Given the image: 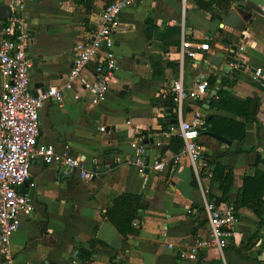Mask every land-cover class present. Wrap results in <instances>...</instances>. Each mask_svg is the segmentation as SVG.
<instances>
[{
    "label": "crops",
    "instance_id": "obj_1",
    "mask_svg": "<svg viewBox=\"0 0 264 264\" xmlns=\"http://www.w3.org/2000/svg\"><path fill=\"white\" fill-rule=\"evenodd\" d=\"M109 1L25 0L32 93L63 84L72 65L74 45L88 37ZM197 1L138 0L126 6L118 16L114 34L119 68L106 100L101 104L85 97L74 100L75 90L64 89L60 103L44 101L39 110L37 145L83 156L92 177L85 181L76 170L63 171V163L45 164L37 156L23 193L34 210L19 216V228L10 239L15 264H82L79 254L84 250L92 253L89 264H264V223L259 226L246 207L237 211L232 238L221 254L206 249L195 259L186 256L198 239L208 235L209 227L189 160L183 156L178 163H171L183 144L171 100L175 80L181 77L185 88L204 81L208 90L219 83L215 96L209 98L207 90L206 95L184 102V119L197 111L205 119L217 116L218 129L232 136L241 132L234 121L244 123L243 139L231 140L214 133L211 123L205 124L198 138L207 160L232 171L229 204L235 202L244 176H253L256 170L264 173V162L256 163L258 155L264 161V92L252 86V71L220 77L207 63L214 53L227 50L224 43L229 50L240 44L237 56L251 70H264V16L252 12L253 22L244 28L235 23L224 26L216 16H224L225 9V13H231L232 4L238 0L209 9L200 8ZM237 16L241 21L249 19ZM175 26L180 27V35L168 34L164 44L161 34ZM182 39L195 50L194 59L180 58ZM205 42L208 51L198 49L196 44ZM152 61L159 64L155 67L157 76H153ZM93 66L91 62L90 70ZM2 81L0 75V95ZM76 92L82 93L78 88ZM247 98L251 100V118L245 120L238 101ZM219 99L223 101L221 106L216 103ZM142 131L147 134L138 136ZM144 138L153 139L148 155ZM136 142L143 145L148 161H169L166 168L138 174V156L132 146ZM209 177V173L201 177L202 185L215 191L217 182ZM122 193L139 195L146 206L138 210L134 220L137 233L125 237L103 215ZM92 239L100 243L90 246Z\"/></svg>",
    "mask_w": 264,
    "mask_h": 264
},
{
    "label": "built area",
    "instance_id": "obj_2",
    "mask_svg": "<svg viewBox=\"0 0 264 264\" xmlns=\"http://www.w3.org/2000/svg\"><path fill=\"white\" fill-rule=\"evenodd\" d=\"M3 1L9 7L10 15L5 19L0 18V75L3 78L0 95V253L3 264H15L10 239L19 228V216L31 214L34 210L33 204L18 190V186L29 180L30 167L37 156L45 164L63 163L70 171H78L85 181L92 177L83 156L57 153L51 145H37L40 134L39 110L47 99L60 103L64 89L75 90L74 100L85 97L93 104H101L106 100L110 83L119 68L118 56L114 51L118 16L123 8L138 0H110L106 3L95 28L84 41L74 45L72 65L63 84L39 90L35 95L30 89L32 63L28 56L30 40L25 25V0ZM0 4H3L2 0ZM196 46L208 51L209 44L198 43ZM195 54V50L189 49L188 43L182 39L180 58L194 59ZM91 62H94L92 70L89 67ZM262 72V67H255L252 79L257 80ZM77 88L82 93L76 92ZM207 90L208 86L204 81H198L192 88H185L181 77L171 85L178 114V136L183 142L180 151L172 156L171 163H178L183 156L189 160L196 186L203 197L209 227L208 235L198 239L186 254L188 259H195L201 250L206 249H215L221 254L232 238L238 220L233 205L217 206L208 201V188L202 185L200 170L206 164L198 138L206 124L205 116L199 111L194 112L189 119H184L181 115L185 101L198 99L206 95ZM132 146L138 156L135 162L140 175L150 170L163 171L169 163L160 159L150 162L144 156V148L140 142Z\"/></svg>",
    "mask_w": 264,
    "mask_h": 264
},
{
    "label": "trees",
    "instance_id": "obj_3",
    "mask_svg": "<svg viewBox=\"0 0 264 264\" xmlns=\"http://www.w3.org/2000/svg\"><path fill=\"white\" fill-rule=\"evenodd\" d=\"M222 3L230 4V0H209L202 1L198 0L197 5L200 8L209 9L211 6L219 7ZM168 34L170 35H180V27L175 26L168 28L161 34V39L164 44H166V39ZM158 63L152 61L151 67L153 70V76H157L155 67L158 66ZM209 84L213 85L214 79L210 78ZM221 98V97H220ZM171 100L173 101V96H171ZM250 99L247 98L242 101H238V103L242 106V114L245 120L251 118L249 113V103ZM218 106L223 103L221 99L217 102ZM175 104V103H174ZM245 107V108H244ZM219 117L212 116L210 119L206 118V124L211 123L210 130L214 133L220 135H226L231 140L233 138L243 139L245 137L244 134V123L236 120L234 121L235 127H240L241 132L237 135H228L221 132L218 129L217 123ZM147 134V132L142 131L138 136L143 137ZM182 141V140H181ZM183 144H181L182 147ZM181 149V148H180ZM202 158L205 162V166H203L200 170V176L202 178L206 177L208 173L210 174L211 181L217 182V187L215 191L209 186L207 193V200L214 203L215 205H225L229 204L228 191L232 185V171L227 169L225 166L217 163L214 160H207L205 156L202 155ZM264 162L262 158L258 155L256 158V163ZM214 165V166H213ZM195 182V178H194ZM196 184V182H195ZM264 173L256 170L253 176H244L242 185L239 189V193L235 202L232 204L236 215L237 211L240 208L246 207L251 210V212L258 219V225L261 226L264 223ZM146 206L141 202V197L139 195L131 194V193H122L116 196L112 202V205L108 207V209L104 212L105 218L116 228V230L122 235L127 236L129 234H136L137 229L133 227L134 220L137 218L138 210L144 209ZM90 246H93L95 243H100L96 240H90ZM125 248V245H124ZM203 254H200V257ZM79 258L82 261V264H89L92 260V253L88 250H84L79 254Z\"/></svg>",
    "mask_w": 264,
    "mask_h": 264
},
{
    "label": "water",
    "instance_id": "obj_4",
    "mask_svg": "<svg viewBox=\"0 0 264 264\" xmlns=\"http://www.w3.org/2000/svg\"><path fill=\"white\" fill-rule=\"evenodd\" d=\"M234 9H232L231 13H225L227 9L224 10V16L217 15L216 19L222 22L224 26H232L235 23L236 26L241 25V27H245L246 23H252L253 19L250 18L251 13L254 12L257 15L264 16V0H238L232 4ZM239 10V11H238ZM10 15V9L6 4H0V18L5 19ZM237 15L244 16L246 15L249 17L246 21H241ZM224 47L227 48L225 52H216L207 59V63L212 65L219 73L220 77L225 74H234L240 75L246 71H252L250 67L247 66V63L240 57L237 56L238 54V47L240 44L232 45L230 50L228 49L229 45L227 43L223 44ZM208 67V66H207ZM252 76V75H251ZM252 78V77H251ZM252 86L258 90L264 92V70L257 78V80L251 79ZM219 90V83L212 89L208 90L209 98L215 96ZM35 95V93H33ZM177 127L176 121L173 120ZM210 135L218 140L228 142L222 136L210 133ZM153 142L152 138H144L142 143L146 149V154L148 155L149 152V144ZM62 170L66 173H70V169L64 165ZM74 171V170H73ZM25 183H22L18 186V190L22 193H25L24 188Z\"/></svg>",
    "mask_w": 264,
    "mask_h": 264
}]
</instances>
